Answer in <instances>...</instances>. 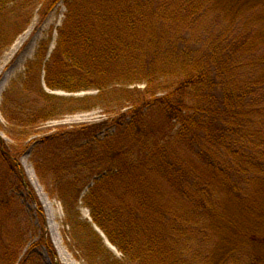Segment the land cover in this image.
Masks as SVG:
<instances>
[{
	"label": "trees",
	"instance_id": "trees-1",
	"mask_svg": "<svg viewBox=\"0 0 264 264\" xmlns=\"http://www.w3.org/2000/svg\"><path fill=\"white\" fill-rule=\"evenodd\" d=\"M59 1L0 0V16H9L8 28L7 19L5 22L0 20V52L13 42L31 17V10L16 14L14 12L16 7L20 10L30 7L32 9L35 4H41L39 13L41 17H45ZM142 1L66 0L68 10L59 28L56 47L44 67V81L49 89L68 92L86 89L98 91L97 96L86 98L87 100L82 101L84 103L103 100L113 94L116 98L110 97L111 100H107L109 102L101 108L111 116L117 110L120 111L119 120L114 122L117 130H123L125 136L126 127L129 138H132L136 145L125 147L120 142L115 143V136L101 140L98 134L109 121L61 130L34 142L36 144L31 150V162L35 173L46 192L61 202L66 226L69 230L76 231V228L82 225V228H89L93 235L89 243L91 251L87 249L89 253L83 256L87 264H92L99 258L94 253L102 254L106 249L101 243V238L93 230L92 224L104 233L119 252L127 255L125 259L112 261L105 257L108 264H159L158 259L157 263H149L153 261V255H156L158 250L155 247L159 238L151 233L153 228L145 226L146 219L141 221L135 219L136 212L128 202H125V206L131 211L132 217L125 213V221L122 222L123 211H117L110 200L103 197L104 189L109 193L106 197L117 192L111 184L112 176L105 177L99 182L94 181L93 186H90L93 176L103 172L121 177L124 174L125 191H129L130 195H137L147 186L143 171V168H147L169 179L175 190L185 197L190 195L189 190L193 184V187L200 190V194L209 192L212 198L210 186L204 188L207 182L196 183L199 179L195 178V175L190 176L188 170L180 167L181 164L178 162L180 157L172 146L157 143L152 145L149 139L144 138L147 137V123L144 118V113L148 112L145 111L147 108L152 106L151 109L159 110L169 120H175L179 124L177 138L186 144L201 162L209 166L213 179H218V182L224 184L228 181L226 176H230L233 171L229 165L231 161L237 159L236 164L241 167L243 173L242 164L254 163L252 160L254 146L251 149L247 148L250 154L239 148L240 145H246L244 141L246 136H252L249 130L252 128L250 114L259 119L264 117V76H259L248 84L240 82L227 86L224 84L232 83L228 76L233 73L234 67L239 68L242 61L240 58L247 52L248 46H252V41L240 38L234 45L229 44L230 51H219L220 45L216 38H200V41L186 46L183 41H176L170 37L168 32H158L157 20L152 14H146ZM8 3L12 4L11 15L5 9L10 6ZM164 24L166 23L163 21L161 25L163 28ZM125 79L129 83L146 85L142 92L133 91L136 92L135 96L128 100L131 108L130 120L126 126L125 115L128 113H121V101H125V98L119 99L115 95L117 93L115 90L125 87ZM26 86L27 91L35 96L36 99L32 101L37 103V107L19 104L12 110L2 108V115L11 126L5 133L16 139L19 137H15L11 130L25 137L27 126L55 118L57 114L55 97L45 93L40 82L33 86L26 82ZM159 93L162 95H158ZM189 97L193 102H189ZM95 103H91L93 107ZM244 124H247V127ZM254 134L256 136L253 138L257 140L255 142L257 145L261 144V141L264 142L262 129H259V132L254 131ZM239 140L241 142H238ZM103 143L109 145L102 147ZM215 147L217 149L212 151ZM135 148L139 156L146 157L141 159L142 162L137 160L136 165L131 162L129 166H125V160L128 161V157H125L126 149ZM26 149L27 147L21 149L19 153ZM11 151L0 138V209L3 213H10L13 210L11 207L15 201L9 193L11 189L25 190L31 203L36 205L38 225L35 228L41 234L30 247L32 252L19 261V254L25 243L23 242L25 234L22 230L31 223L23 211H14L12 221L16 225V237L8 242V237L3 238L0 232L2 248L0 257L9 264H45L42 255L35 250L42 246L51 263L60 264L47 236L42 208L19 163V153L14 154ZM262 154L264 155V150ZM263 159L261 164L255 165L260 167L261 172L260 192L251 195L244 192V187L243 192L234 189L239 210V213L234 212L236 217L240 212L244 213L240 209L253 212L255 204L264 202ZM116 160H120L118 166L114 163ZM198 163L200 162H196L195 165ZM199 184H202V189ZM100 185L103 187L100 188ZM85 187L88 190L81 197ZM80 198L90 210L92 224L90 222L80 224L74 216V207ZM144 199L147 207L150 206L148 201L153 207H157L150 198ZM159 209L161 218L159 224L163 225L164 219L170 215L162 207ZM136 228L140 229V232L136 231ZM228 230L229 232L222 234L220 238L222 244L216 253L210 254L206 264H234L233 260L238 257L232 256L240 253L244 247L251 248L255 253V257L248 258L244 264H264V214L258 217L253 215L243 225L230 219ZM137 232L142 236L138 237ZM145 236L149 238L146 241ZM72 239L74 241L76 237L72 236ZM138 255L141 257H137ZM163 261L160 264H164ZM170 264H176V260L173 258Z\"/></svg>",
	"mask_w": 264,
	"mask_h": 264
},
{
	"label": "rangeland",
	"instance_id": "rangeland-1",
	"mask_svg": "<svg viewBox=\"0 0 264 264\" xmlns=\"http://www.w3.org/2000/svg\"><path fill=\"white\" fill-rule=\"evenodd\" d=\"M65 1L60 0L45 17H41L39 13L41 4L38 3L32 9L31 7L22 10L19 7L14 9V12L18 15L31 10V17L25 27L16 35L13 42L0 52V138L14 154H18L21 149L27 147L24 152L18 154L19 163L42 208L47 236L55 249L60 264H87L83 256L89 253L87 249L91 251L89 243L93 235L89 228H82V225L78 226L76 231H71L66 226L61 202L46 192L45 187L35 173L31 162V150L36 144L34 142L44 136L59 133L61 130H70L80 125L109 121L98 134L101 140L115 136V143L120 142L121 145L128 147L130 145L136 147V145H134L132 138H129L130 135H128L126 127L125 136L123 130H117L114 122L119 120L121 115L118 114L120 111L117 110L111 116L105 112L104 108H101L109 102L107 100H111L110 97H114L113 94L103 98V100L101 99L102 101L97 99L84 103L82 101L87 100L86 98L97 96L98 91L93 89L69 92L60 89L52 90L45 84V63L56 47L59 28L62 26L68 10ZM142 2L146 14H152L157 20L156 29L158 32H168L170 37L176 41H183L186 46H191L194 42L200 41V38H216L220 45L219 51H230L229 44L234 45L240 38H247V40L252 41V46L249 45L247 52L243 53L242 58H240L242 61L239 68L234 67L232 73L234 75L228 76L232 83L226 82L224 83L225 86L232 85L235 82L248 84L259 76H264V0H143ZM7 5L10 6L5 9L11 15L13 12L12 4L8 3ZM21 18L22 16L19 17L20 20ZM6 19L8 28L9 16H0V20L3 22ZM162 19L166 23L164 28L161 26L163 24ZM26 82L30 83V86L40 82L43 91L55 97L54 105L57 104L55 106L57 114H55V118L37 122L34 126H27L25 137H21L20 134H16L15 131L11 130L15 137H19L16 139L5 133L11 126L3 117L2 108L12 110L19 104L27 107L33 106V108L37 107V103L32 101L36 98L33 93L27 91ZM145 89V84L129 83L125 79V87L115 90L117 98H125V101H121V113H128L127 116L125 115V126L130 120L131 104L128 100L135 96L136 92L133 91L142 92ZM158 95L161 96L162 94L159 93ZM93 102H96L94 107L91 104ZM189 102H193L190 97ZM151 107L145 110L148 111L147 114L144 113L147 123L146 136L149 137L144 136V138L149 139V143L152 145L157 143L172 146L178 154L176 155L180 157L178 160L181 164L180 167L188 170L190 176L195 175V178L199 179L196 183L207 182L204 188L210 186L212 198H210L209 192L200 194V190L193 187V184L189 190L190 195L185 197L175 190L169 179L147 168H143L147 186L137 195H130L129 191H125L124 174L121 177L107 175V172H103L92 177L90 186H93L94 181L99 182L105 177L112 176L111 184L117 189V192L115 195L112 194L110 197H106V194L109 193L108 190L104 189L105 191H102L103 197L110 200L111 205L117 211H123L122 222L125 221V213H127V216L132 217L131 211L125 206V202H128L130 205L132 204L131 207L136 212L135 219L138 218L140 221L146 219L145 226L153 228L151 233L159 238L155 247L158 250L156 255H153V261H149V263H157L158 259L159 264L162 260H164V264H170L174 258L176 264H206L210 254L212 252L216 253L217 248L222 244L220 240L222 234L229 232L230 219L243 225L253 215L258 217L264 214V202L255 204L253 212L242 208L240 210L244 211L243 214L240 212L237 217L234 214V212L239 213L234 189L243 192L244 187V192L251 195L259 193L261 190L259 185L261 182L260 167H255V165L262 163L264 155H261V153L264 150V142L261 141V144L258 143L257 145L255 143L257 140H254L253 137L256 136L254 131L259 132V129L264 131V117L259 119L250 114L252 128L249 130H251L252 136L244 138L245 146L239 143V149L246 154H250L247 148L250 147L251 149L254 146L255 153L252 156L254 163L242 164L243 173L241 167L236 164L237 159L231 161L229 165L233 171L230 176H226L228 181H225V185L223 182H218V179H213L209 166L201 162L192 150L177 138L176 132L179 124L175 120H169L159 110L156 111ZM244 126L247 127V124H244ZM258 136H260L259 133ZM102 145V147H107L109 144L103 143ZM136 149H126L128 156L125 154V157H128V161L125 160V166H129L131 162L136 165L137 160L142 162L141 159L146 157L144 155L139 156ZM216 149L217 147L213 148L212 151ZM222 156L225 160L224 152ZM196 162L200 163L195 165ZM114 163L118 166L120 160H116ZM245 172L248 173L245 174ZM99 187L103 186L100 185ZM199 187L202 189V184H199ZM87 190V187L83 189L81 197L85 195ZM9 193L13 196L15 202L10 213H3L0 209V232L3 238L8 237V242H11L16 237V225L12 221L14 211H23L24 216H27L31 223L22 230L25 234L23 238L25 243L19 254L20 261L32 252L30 247L38 240L41 232L35 228L38 225V214L36 205L31 203L28 193L18 188L11 189ZM117 194L119 195L117 196ZM146 196L158 208L153 207L148 200L150 206L147 207L144 199V197L147 199ZM143 202L145 206H143ZM161 207L170 215L169 218H163L165 220L163 225L159 224L161 218L158 210ZM74 216L80 221V224H88V222L92 224L90 210L81 198L78 200L77 206L74 207ZM92 226L101 238L102 245L107 249L104 248L102 254L94 253L95 250H93V253L99 258L92 264H104V262L108 264L105 257L111 261L127 257V255L119 252L114 245L111 246L110 242V245L108 244V239L99 228L93 224ZM245 226L246 224H244ZM135 230L140 232L138 228ZM138 232L137 236L141 237L142 235ZM72 236L76 237V240L73 241ZM148 239L146 237L144 241ZM35 250L42 255L45 264H52L42 246L35 248ZM1 252L2 248L0 246V255ZM137 257L141 256L138 255ZM232 257H238L233 260L234 264H244L248 258L255 257V253L251 248L244 247L240 253L234 254ZM0 264H9V262L0 257Z\"/></svg>",
	"mask_w": 264,
	"mask_h": 264
}]
</instances>
